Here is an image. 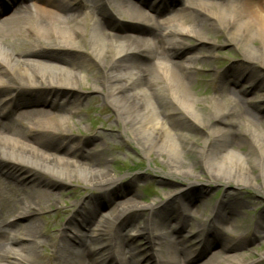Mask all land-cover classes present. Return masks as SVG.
<instances>
[{
    "label": "bare ground",
    "instance_id": "6f19581e",
    "mask_svg": "<svg viewBox=\"0 0 264 264\" xmlns=\"http://www.w3.org/2000/svg\"><path fill=\"white\" fill-rule=\"evenodd\" d=\"M28 1L0 0V264H261L264 253L252 261L239 251L264 236V206H257L256 228L249 234L238 221L253 202L231 193L207 220H197L190 203L178 206L170 196L148 207L133 196L118 201L111 213L100 209L80 217L85 223L80 228L96 227L72 241L68 224L93 201L73 204L59 236L46 235V224L38 219L58 201L50 191L55 186L79 178L83 186L106 193L118 182L106 165L105 149L88 156L66 141L70 119L79 113L72 110L82 97L78 91L86 87L104 91L123 132L137 130L130 139L144 152L163 156L171 173L186 170L179 176L188 179L197 166L210 182L264 198V83L252 75L243 78L235 68L219 72L213 66L204 80L211 96L200 105L189 86L200 69L208 68L204 58L216 57L185 56L187 44L174 39L190 35L200 46L230 35L229 42L246 51L248 58H242L264 64V0H175L188 6L191 18L165 17L174 10L168 0H33L34 8ZM112 12L128 24L114 22ZM71 68L84 71L90 83L71 74ZM256 91L259 102L247 101ZM180 127L204 135L172 131ZM187 154L194 155L191 163L184 161ZM186 181L188 189L196 184ZM143 210L149 216L136 238L148 248L163 247L147 258L134 238L121 235L129 218ZM188 229L192 237L182 238ZM44 237L53 251L39 256Z\"/></svg>",
    "mask_w": 264,
    "mask_h": 264
},
{
    "label": "rangeland",
    "instance_id": "374dc122",
    "mask_svg": "<svg viewBox=\"0 0 264 264\" xmlns=\"http://www.w3.org/2000/svg\"><path fill=\"white\" fill-rule=\"evenodd\" d=\"M179 9L180 7L178 6L175 10ZM84 14H86V12ZM229 36L230 35L226 36V38H219L217 43L211 41L209 45L201 44L200 46L195 38L191 36L182 37V41L187 44L186 47L189 49V51L185 53V56L186 54H190V56L200 58L207 56V54H211L216 57L215 61L207 59L209 57L204 58L203 62L208 64V68L200 69L190 83L189 87L194 86L195 88L189 89L188 93H190L192 99L199 104H206L204 101L211 96V88L204 80L210 78L213 72V66L216 67L215 70H221L222 72L225 69L235 68L239 75H252L253 79L261 80L264 83V64L257 62L255 59H252V57L249 58L250 60L244 59L247 57L246 51L244 48L236 47L230 43L229 41L232 39L231 36ZM144 47H146V45H144ZM250 47L252 49L253 46L250 45ZM196 67L199 68L201 66H199L198 63ZM69 72L77 77H84L87 79V83H90L89 76H87L84 71L71 68ZM244 84L245 81H242L241 85ZM86 88L88 89V87ZM87 89L78 91L83 98L81 97L79 102L74 106L75 108H73L74 110L77 109L79 113L77 116L71 117L70 119V131L72 132L68 134L69 141L81 146L83 152L87 153V155L93 154L94 152L99 153L105 149L107 155L104 157L108 160L106 165L112 173H114L118 182L111 188L106 189V193L95 188L83 186L79 178H76L72 182L64 183L62 186L53 187L51 191L55 193L58 201L47 207L38 219L39 223L44 221V224H46V226L44 225L46 229L44 233L47 232L46 235H49L48 233H51L50 237H52V234L55 236L57 235L56 231L61 229V224L65 220L63 214L68 215L73 211L76 208L73 206L74 203L87 202L88 200H90V202L98 201L101 203L103 200L107 199L112 203H116L117 201L135 196L138 197L140 204L148 207L159 201L166 202V197L170 196L173 198V202L178 206H181L183 202L190 203L194 211V217H196L197 220H206L214 214L215 208L227 193L235 194L243 200L253 202L249 203L241 210L242 217L238 222L248 230L249 234L255 231V221L258 217L259 208L257 206H264V198L261 195L248 189L236 191L230 184L223 185L210 182L206 179L207 176L202 174L197 166L195 170H193V174L191 173L192 177L188 179L179 176V172L184 173L187 172L186 170H179L176 174L171 173V168L162 163L163 156L159 157L155 151H150L149 153L144 152V150L140 149V144L135 138L131 140L135 132L139 134L137 130L131 129L123 132L122 122L119 121L112 107L107 104L104 99V91L101 90L95 93L87 91ZM196 89L199 90V92H196ZM258 91L248 95V101L258 102L261 97ZM207 106L212 108V110L215 108L213 105L207 104ZM66 115L67 116L63 117H70L68 114ZM172 131L176 133L178 131L181 134H192L198 138L204 135L203 130L197 131L191 127H180ZM193 158L194 155L187 154L184 157V161L191 163ZM186 180H190L189 182L195 181L196 184H193V186L188 189V182ZM187 192L190 193V196L186 197L185 193ZM99 206V203L95 204L93 205V209H97ZM106 206L109 207L110 204ZM60 211L64 213L60 214ZM150 215L152 217L153 214L151 213ZM148 216L149 212L147 210L133 214L132 217L129 218L132 222L124 226L122 235L134 237V233L143 226ZM172 226L176 227L174 224H172ZM166 230L162 228L163 233H167ZM157 231L160 232L159 230ZM187 231L189 232L190 229ZM187 231L186 233L184 232V237H188L189 234ZM259 238L260 240L257 244H247L245 249L239 252L248 256L252 261L258 260L264 253V236L262 235ZM41 239V242L46 245L42 249H38L37 252L39 256H43L46 253L51 254L54 245L50 244L51 241L47 237ZM134 242L135 245L139 244L145 251H149L148 247L144 246V240L141 241L140 239H136ZM154 249L163 251V247L159 249L155 247ZM216 250L217 249H213L211 252ZM156 252L157 251H154V253ZM146 254L145 258L149 256L148 252ZM42 259H44V257ZM46 263L45 260L41 261V264ZM260 263L264 264V258Z\"/></svg>",
    "mask_w": 264,
    "mask_h": 264
}]
</instances>
